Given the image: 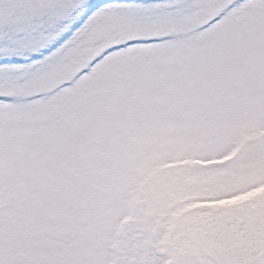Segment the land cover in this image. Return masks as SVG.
<instances>
[{
    "label": "snow or ice",
    "instance_id": "1",
    "mask_svg": "<svg viewBox=\"0 0 264 264\" xmlns=\"http://www.w3.org/2000/svg\"><path fill=\"white\" fill-rule=\"evenodd\" d=\"M0 264H264V0H0Z\"/></svg>",
    "mask_w": 264,
    "mask_h": 264
}]
</instances>
